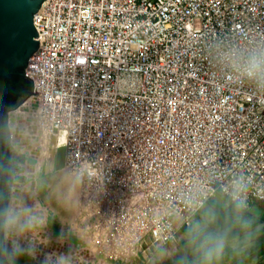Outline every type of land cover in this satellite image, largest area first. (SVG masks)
I'll return each mask as SVG.
<instances>
[{
	"label": "built area",
	"instance_id": "1",
	"mask_svg": "<svg viewBox=\"0 0 264 264\" xmlns=\"http://www.w3.org/2000/svg\"><path fill=\"white\" fill-rule=\"evenodd\" d=\"M34 25L39 97L8 112L10 141L33 158L41 133L63 136L62 168L88 195L56 233L40 169L18 164L9 212L35 221L6 240L32 260L145 264L234 178L264 201V75H246L264 57V0H51Z\"/></svg>",
	"mask_w": 264,
	"mask_h": 264
},
{
	"label": "water",
	"instance_id": "2",
	"mask_svg": "<svg viewBox=\"0 0 264 264\" xmlns=\"http://www.w3.org/2000/svg\"><path fill=\"white\" fill-rule=\"evenodd\" d=\"M51 0H0V214L9 211L15 171L19 163L28 161L32 171L38 163L40 149L34 151L36 157L18 154L10 141L8 112L15 110L32 96H38L37 84L27 75L31 68V57L41 50L37 40L39 31L34 25V15L43 4ZM59 156L57 168H62ZM35 185L31 186V190ZM6 240V227L0 216V247ZM0 264H9L0 256ZM22 264H42L29 259Z\"/></svg>",
	"mask_w": 264,
	"mask_h": 264
},
{
	"label": "clouds",
	"instance_id": "3",
	"mask_svg": "<svg viewBox=\"0 0 264 264\" xmlns=\"http://www.w3.org/2000/svg\"><path fill=\"white\" fill-rule=\"evenodd\" d=\"M246 75L250 79H256L264 75V57L253 56L246 68ZM251 181L244 177H236L225 191L229 198V206L232 210L231 222L219 224V218L215 210L208 209L202 212L199 219H193L188 225L185 237L191 252V259L181 257L177 264H219L227 250L239 255L254 245L256 228L252 217L248 215L250 205L248 203V191ZM23 219L16 212L5 210L0 216L4 226L10 231L26 232L34 223L35 216L31 208L25 207ZM240 242L243 247H233ZM29 252L34 254L35 249L23 246L19 241L5 240L0 247V256L15 264V261Z\"/></svg>",
	"mask_w": 264,
	"mask_h": 264
},
{
	"label": "rangeland",
	"instance_id": "4",
	"mask_svg": "<svg viewBox=\"0 0 264 264\" xmlns=\"http://www.w3.org/2000/svg\"><path fill=\"white\" fill-rule=\"evenodd\" d=\"M51 150V145H49V151ZM62 169L57 168L56 161L53 162L50 157L44 160L40 168V203L46 208L49 225L56 233L61 230L66 231L68 222L86 207L85 195H88L85 193L86 187L74 176L72 178L68 173L65 177H61ZM67 180L73 181V184L68 183ZM208 209L215 210L221 226L225 222H231L232 210L229 206V198L223 193H218L210 199L193 219H199L200 214ZM248 215L252 217L256 228L253 247L239 255L229 249L219 264H264V201H254L250 205ZM186 229L187 227L181 230L171 244L156 251L152 259L145 264H177V261L185 256L191 259V252L185 237ZM233 247L240 248L243 245L236 242Z\"/></svg>",
	"mask_w": 264,
	"mask_h": 264
},
{
	"label": "bare ground",
	"instance_id": "5",
	"mask_svg": "<svg viewBox=\"0 0 264 264\" xmlns=\"http://www.w3.org/2000/svg\"><path fill=\"white\" fill-rule=\"evenodd\" d=\"M64 142L65 139L63 136H59L56 139L51 138V136H48L46 134H40V143H41V154H40V159L39 162L37 163V165L35 166V170L39 171V169L41 168V166H43V162L45 159H47L48 157H50L51 159H53L55 156H59L60 159V163H62L63 159H64ZM49 145H51V151H49ZM52 166V165H51ZM69 175L73 177V175L68 172L66 169H62L60 176L61 177H65V175ZM68 183H72L73 181L70 182V180H67ZM39 197L36 194H34V199L33 201L35 203H38L39 201Z\"/></svg>",
	"mask_w": 264,
	"mask_h": 264
},
{
	"label": "trees",
	"instance_id": "6",
	"mask_svg": "<svg viewBox=\"0 0 264 264\" xmlns=\"http://www.w3.org/2000/svg\"><path fill=\"white\" fill-rule=\"evenodd\" d=\"M31 259L28 255L20 256L16 261L15 264H22L24 261Z\"/></svg>",
	"mask_w": 264,
	"mask_h": 264
}]
</instances>
